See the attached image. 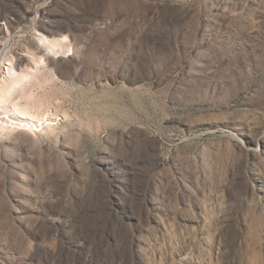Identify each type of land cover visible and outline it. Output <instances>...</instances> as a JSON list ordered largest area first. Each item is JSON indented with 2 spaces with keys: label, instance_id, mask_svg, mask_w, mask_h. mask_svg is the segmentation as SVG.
<instances>
[{
  "label": "rangeland",
  "instance_id": "374dc122",
  "mask_svg": "<svg viewBox=\"0 0 264 264\" xmlns=\"http://www.w3.org/2000/svg\"><path fill=\"white\" fill-rule=\"evenodd\" d=\"M13 60L0 264H264V0H0Z\"/></svg>",
  "mask_w": 264,
  "mask_h": 264
},
{
  "label": "bare ground",
  "instance_id": "6f19581e",
  "mask_svg": "<svg viewBox=\"0 0 264 264\" xmlns=\"http://www.w3.org/2000/svg\"><path fill=\"white\" fill-rule=\"evenodd\" d=\"M40 44L43 47L41 49L54 52L56 44L49 37L41 35ZM7 66V72H4V76H0V131L20 129L22 132L30 130L34 133L39 126L33 118L41 117L39 115L41 106L32 101V98L29 99L31 97L28 91L30 81L27 80L33 75L22 72V76L18 78L16 76L18 63L15 60ZM23 98L27 99L25 104L21 103ZM53 119H48L45 122L52 125ZM42 125L44 126L43 122ZM25 178L28 179V176ZM28 196L33 197V194L30 193Z\"/></svg>",
  "mask_w": 264,
  "mask_h": 264
}]
</instances>
